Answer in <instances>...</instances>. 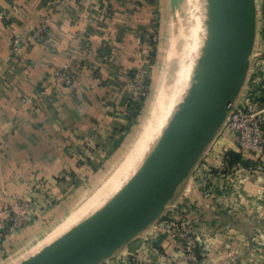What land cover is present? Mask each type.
Returning a JSON list of instances; mask_svg holds the SVG:
<instances>
[{"label":"crops","instance_id":"0c3cea01","mask_svg":"<svg viewBox=\"0 0 264 264\" xmlns=\"http://www.w3.org/2000/svg\"><path fill=\"white\" fill-rule=\"evenodd\" d=\"M151 12L143 0H0V210L41 195L65 203L72 185H84L110 157L109 149L119 147L137 116L129 78L146 66ZM256 19L250 69L262 57L263 78L264 21ZM43 22V42L28 43ZM15 35L27 40L17 51L11 48ZM72 62L81 64L72 85H55L52 72ZM225 150L238 153L234 136ZM241 160L244 165L214 176L201 191L185 183L172 203L181 213H196L194 224L205 230L208 250L193 264H264V156ZM258 201L254 219L249 208ZM43 222L13 231L0 248L27 251L45 232ZM150 232L103 264H188L171 233Z\"/></svg>","mask_w":264,"mask_h":264},{"label":"rangeland","instance_id":"374dc122","mask_svg":"<svg viewBox=\"0 0 264 264\" xmlns=\"http://www.w3.org/2000/svg\"><path fill=\"white\" fill-rule=\"evenodd\" d=\"M143 1L150 4L151 13L153 15L151 34L147 41V62L145 68H143L146 71L144 79L148 82V90L144 99L142 101L140 100L139 103H135L137 105V116L130 132L124 135V139L121 141L119 147L109 149V151H111L110 157L107 158L105 163L100 165L96 174L87 178L84 185H72L73 189L71 196L64 200L65 203L59 204L56 200H48V197L44 195L35 198V200H30L29 202L23 201L28 204V208L32 210L33 213L32 215L30 214V211L26 212L27 215H30L29 218L31 219L30 223L26 226L36 221L44 220L45 223L43 222L41 224H44L42 226H46L47 228L41 226L45 232L39 238L38 242L30 249H27V251L14 254L8 251L4 252V249L0 248V251L3 254L0 264H22L31 260L44 250L54 247L63 238L81 228L79 227L80 225L86 223L99 213L110 201L118 196L119 190L124 186L126 187V191H128L135 181L141 176H144L150 169V166L169 148L172 138H175L176 132L180 130L184 121L187 119L192 105H195L200 99L203 78L208 73V63L212 52L210 35L211 27L215 18V1ZM255 3L258 12V23L261 25L262 23L260 22L264 21L263 0H255ZM202 28H206V31L204 29V32L201 31ZM197 30L199 36L198 39L201 42L200 46L197 48V58L202 69L206 70V74L205 72L204 74L201 72L200 74L193 75L192 81L197 82L196 85L198 88L189 92L185 89L186 92L179 103V108L177 107L171 119L166 123L156 121V107H158L161 93L164 91L167 95L175 93L174 90L179 86V80L181 79L180 71L185 65V60L189 54L188 52L191 50V46L195 41L192 34ZM145 135L148 138L146 137L144 140ZM232 136L231 133L222 127L215 140L203 152L199 161L192 168L189 176L182 185L188 183L191 189L195 188L201 191L203 186L207 187L209 184L213 183L212 179H214V176L217 177L220 173H230L231 170L225 163L227 160L226 154L229 153L230 150L225 149L232 142ZM225 151H227V153H225ZM131 155H134L135 163L133 165H127V168L123 167L125 160ZM209 170L211 172H209ZM222 181L224 184L229 183L226 180ZM224 184L223 186L221 184L219 186L225 189L226 186H224ZM182 185L175 198L178 196ZM238 187L239 186H237V188ZM234 192L236 193V191ZM225 193L220 194L222 200L226 197ZM98 195L105 196V199L102 202L103 204L98 208L99 210L96 209V211L89 213L83 218L77 216L82 214V209ZM175 198L169 203L167 208H165V211L160 217L137 237L145 235L148 231H151L149 233L150 235L152 230L156 233L158 232V229L166 232L168 230L163 223H168L170 221L187 225L193 233V238L196 239L200 245V249L196 252L195 261L187 258L188 255L185 252L182 243L180 244L171 231L168 232L171 233L178 243L179 251L186 259L185 261L188 264H193L198 262L197 257L204 256L208 250V247L206 246L207 240L202 234V231L205 233V230L200 231L199 226L194 224L196 223L195 220L197 219V216H194L196 213L193 214L191 209H187L188 211L186 210L185 213H183V210L182 213L179 211L181 208L174 209L172 203L175 201ZM259 206L260 202L258 201L249 208L251 211L250 215L254 219L260 215L258 211ZM61 208L64 209V211H62ZM244 210H246L245 207ZM14 211L19 214L22 213V211H17V209H14ZM43 214H45L46 218L44 217L40 219L43 217ZM203 222L205 223V221ZM157 234L158 236L160 235V233ZM253 237H255V234Z\"/></svg>","mask_w":264,"mask_h":264},{"label":"water","instance_id":"95a60500","mask_svg":"<svg viewBox=\"0 0 264 264\" xmlns=\"http://www.w3.org/2000/svg\"><path fill=\"white\" fill-rule=\"evenodd\" d=\"M209 70L201 97L169 148L98 220L22 264H103L165 211L242 97L256 38L255 0H214Z\"/></svg>","mask_w":264,"mask_h":264},{"label":"built area","instance_id":"2783aa9c","mask_svg":"<svg viewBox=\"0 0 264 264\" xmlns=\"http://www.w3.org/2000/svg\"><path fill=\"white\" fill-rule=\"evenodd\" d=\"M264 12V0H263ZM264 15V14H263ZM1 19L3 14L0 15ZM47 32L46 23H41L29 35L28 43H41ZM26 39L20 35H15L11 39V48L13 51L19 50L26 44ZM264 56V55H263ZM257 59V60H256ZM255 63L249 71L248 80L241 97V100L235 104L226 118L223 127L231 133L236 139L238 154L247 155L254 159H259L264 156V77H258V71L261 69L260 60L262 57H257ZM145 67H138L130 72L129 86L134 102L139 103L145 97L148 90V82L145 78ZM81 69L79 62L65 64L55 69L52 72L51 78L55 85L62 88H67L72 85L73 79L77 72ZM226 166L227 162L225 161ZM229 182V179L224 178ZM219 190L224 188L216 187ZM222 194L224 192L222 191ZM22 211V213H16ZM30 209L28 204L23 201H17L14 204H8L0 210V246L4 243L7 237L13 232L30 223V215H27ZM165 224L168 231H171L177 240L182 243L187 258L196 260V252L200 249V245L193 238V233L189 226L170 221ZM130 264H141L139 261L130 260Z\"/></svg>","mask_w":264,"mask_h":264},{"label":"bare ground","instance_id":"6f19581e","mask_svg":"<svg viewBox=\"0 0 264 264\" xmlns=\"http://www.w3.org/2000/svg\"><path fill=\"white\" fill-rule=\"evenodd\" d=\"M201 3H202V1H201ZM200 8H201V6H200ZM203 9H204V7H203ZM203 27H205V26H203ZM203 29L204 28H202L201 31H203ZM192 37H193V39L195 41H194V44L191 46V50L188 52L189 54H188V56H187V58L185 60V65L183 66L182 70L180 71V78L181 79L179 80V86L177 87L176 90H174L175 93L172 92L173 94H168L167 95V93L165 91L161 93V96H160V99H159V102H158V107H156V113H155L156 114L155 115L156 121H159V122H162V123L163 122L166 123L169 119H171V117L175 113L177 107L179 106V103L182 100L183 95L186 92L185 89H187L188 92H189L191 90H196L198 88L197 85H196L197 82H193L192 81L193 75L200 74L201 72H203V74L205 72V74H206V70L202 69L201 64H200V62L198 61V58H197V50H198L197 48L201 44L200 40L198 39L199 38V36H198V30L195 33L192 34ZM193 107H194V105H192V108L191 109H193ZM146 137L147 136L145 135L144 140L146 139ZM173 141H174V138H172L171 143ZM134 161H135L134 160V155H131L127 160H125L123 167H126L127 165H130V164L133 165L135 163ZM128 170H130V169H128ZM126 193H127L126 187L124 186L121 190H119L118 196L115 199H113L112 201H110L99 213H97L94 217H92L90 220H88L86 223L80 225L79 227H88L89 225H92L93 223H95L98 220V218L102 215V213L104 212V210L107 208L108 205H110L113 201H120V200H122L125 197ZM103 195H105V194H103ZM103 195H98L96 198H94L93 200H91V202L82 209V211H81L82 214L77 215V216H80V218L81 217L83 218L86 215H88L89 213H91L93 211H96V209H98L100 207V205L103 204L102 202L105 199V196L103 197ZM69 228H71V227H69Z\"/></svg>","mask_w":264,"mask_h":264},{"label":"trees","instance_id":"16d2710c","mask_svg":"<svg viewBox=\"0 0 264 264\" xmlns=\"http://www.w3.org/2000/svg\"><path fill=\"white\" fill-rule=\"evenodd\" d=\"M144 99V97L141 99V101ZM227 156V166L229 168H232L236 164H241L244 165L242 160H241V155L236 153V152H229L226 154Z\"/></svg>","mask_w":264,"mask_h":264}]
</instances>
